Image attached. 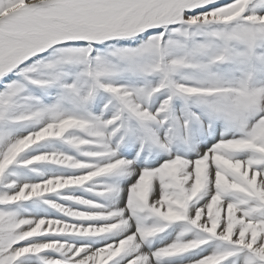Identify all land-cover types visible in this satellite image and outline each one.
Masks as SVG:
<instances>
[{"label":"snow or ice","instance_id":"obj_1","mask_svg":"<svg viewBox=\"0 0 264 264\" xmlns=\"http://www.w3.org/2000/svg\"><path fill=\"white\" fill-rule=\"evenodd\" d=\"M0 264H264V0H0Z\"/></svg>","mask_w":264,"mask_h":264}]
</instances>
